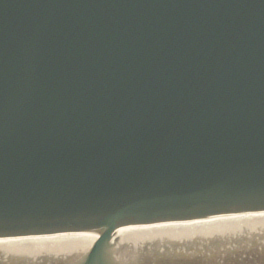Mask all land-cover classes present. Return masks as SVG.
Wrapping results in <instances>:
<instances>
[{
    "label": "water",
    "instance_id": "obj_1",
    "mask_svg": "<svg viewBox=\"0 0 264 264\" xmlns=\"http://www.w3.org/2000/svg\"><path fill=\"white\" fill-rule=\"evenodd\" d=\"M254 208L264 0H0V235Z\"/></svg>",
    "mask_w": 264,
    "mask_h": 264
},
{
    "label": "bare ground",
    "instance_id": "obj_2",
    "mask_svg": "<svg viewBox=\"0 0 264 264\" xmlns=\"http://www.w3.org/2000/svg\"><path fill=\"white\" fill-rule=\"evenodd\" d=\"M100 235L97 231L14 235L0 239V250L9 254L7 259H14L16 264H38L46 259L67 257L72 260L88 251ZM112 240L114 246L109 242L108 248L116 256L126 258V264H203L206 261L217 264L221 260L243 264L242 258L264 264V210L124 223L113 233ZM49 241L63 243L60 248L52 245L47 249ZM31 245H37L38 249L33 251ZM56 249L64 252L51 253ZM4 262L0 259V264Z\"/></svg>",
    "mask_w": 264,
    "mask_h": 264
},
{
    "label": "rangeland",
    "instance_id": "obj_3",
    "mask_svg": "<svg viewBox=\"0 0 264 264\" xmlns=\"http://www.w3.org/2000/svg\"><path fill=\"white\" fill-rule=\"evenodd\" d=\"M121 241H122V240H121ZM62 243H63V242H62ZM62 243H58V244H57V243H53V242H50V241H49V242L46 243V244H47L46 247H47V249H49V248H51V247H53V246H54L55 248H60V245H61ZM52 245H53V246H52ZM29 247H30L31 249H34L33 251H35V249H38V248H37V245H33V246L31 245V246H29ZM55 248H53V249H55ZM61 249H62V248H61ZM54 252L58 253V252H63V251L60 250V249H56V250L53 251V253H54ZM2 255H3V254H2ZM254 263H255V261H252L250 264H254Z\"/></svg>",
    "mask_w": 264,
    "mask_h": 264
}]
</instances>
